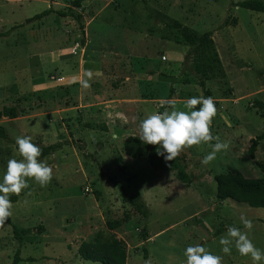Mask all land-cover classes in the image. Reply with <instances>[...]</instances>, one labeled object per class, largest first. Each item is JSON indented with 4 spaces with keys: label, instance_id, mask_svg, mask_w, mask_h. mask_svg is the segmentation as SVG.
Instances as JSON below:
<instances>
[{
    "label": "rangeland",
    "instance_id": "rangeland-1",
    "mask_svg": "<svg viewBox=\"0 0 264 264\" xmlns=\"http://www.w3.org/2000/svg\"><path fill=\"white\" fill-rule=\"evenodd\" d=\"M71 1L0 0V34L9 33L0 37V111L18 112L15 119L0 115L10 140L0 138V182L7 161L21 159L17 136L38 146L65 142L41 159L53 169L46 186L28 180L19 196L10 195L17 202L9 219L22 230L18 264H98L80 259L78 245L121 219L113 233L126 246V264H186L185 249L197 244L222 264H252L234 244L225 255L219 240L234 226L264 251V209L218 201L213 178L232 169L264 178V139L254 158L248 155L264 133V107L256 104H264V13L234 6L243 0H85L79 8ZM49 7L74 15L27 22ZM174 21L212 34L221 69L205 81L208 96ZM201 96L215 102L211 134L228 148L209 165L201 160L210 145L182 151L189 184L122 152L124 139L139 136L140 122L166 101L186 110L187 99ZM135 193L147 219L127 201ZM241 217L252 221L251 230ZM18 245L12 226H0V264H12Z\"/></svg>",
    "mask_w": 264,
    "mask_h": 264
},
{
    "label": "trees",
    "instance_id": "trees-1",
    "mask_svg": "<svg viewBox=\"0 0 264 264\" xmlns=\"http://www.w3.org/2000/svg\"><path fill=\"white\" fill-rule=\"evenodd\" d=\"M84 1L85 0H72L71 5L75 8H79ZM234 6L254 12L264 13V3L260 0H243L236 2ZM52 13L64 17L74 15L71 10L61 12L55 11L49 7L47 10H44L43 12L35 15L33 18L28 19L27 22L43 19ZM75 19L81 25L82 17L80 15H76ZM223 25H228V22L225 21ZM171 27L178 30L182 41L188 45V54L189 56L191 55L194 57L192 66L193 71L199 76L198 85L205 91V96H208L209 92L205 89V81H207L208 76L219 75L221 69L220 59L217 51L215 50L211 32L198 34L178 21H174ZM8 34V32L1 33L0 37L7 36ZM256 104L260 107H264V104L261 102L257 101ZM163 110L164 107L161 106L158 112H162ZM0 115L5 118L15 119L18 116V112L16 107L6 106L1 109ZM0 138L9 140L6 136L4 128L2 127H0ZM263 139L264 133L252 139L251 145L248 148V155L250 158H254L257 146ZM64 144L65 142H58L47 146H40L42 154L39 159L41 160L46 156L53 155L59 151ZM157 147L158 146L143 144L138 136L130 135L126 137L122 143V152L127 157L132 159L145 158L152 169L157 171L174 172L176 178L181 183L189 184L191 182V178L185 171L180 156H177L172 161L166 162L164 157L157 155ZM259 168L264 171V165L259 164ZM213 181L215 183V198L218 201L231 200L251 208L264 209L263 177H246L240 171L232 169L225 173L215 175ZM126 196L128 203L133 207L134 211L141 215L144 219H147L149 217V209L143 201L142 196L139 193ZM10 200L12 203H15L17 198L15 196H10ZM123 222L124 219L107 221L105 230L98 231L93 240L82 241L78 245V257L84 261H90L98 264H126V246L113 233V231L119 228ZM6 223L12 226L13 235L19 244L12 260V264H18L22 261L20 257L22 230L12 224L9 218ZM146 233V228H144L142 232L143 240H147Z\"/></svg>",
    "mask_w": 264,
    "mask_h": 264
},
{
    "label": "clouds",
    "instance_id": "clouds-1",
    "mask_svg": "<svg viewBox=\"0 0 264 264\" xmlns=\"http://www.w3.org/2000/svg\"><path fill=\"white\" fill-rule=\"evenodd\" d=\"M91 77V72L87 73ZM81 87H90L89 79L80 81ZM164 111L147 116L139 124L138 138L143 144L157 147V155L165 161H172L185 149L193 146L210 145L211 151L206 154L201 163L209 165L218 152L226 150L228 144L221 142L219 136L211 134V125L217 109L211 97H191L184 102V109H178L174 101H166ZM199 106V107H198ZM215 141L212 144V141ZM17 154L7 161L3 180L0 182V226L12 215L10 195H20L28 187V180H34L41 187L46 186L53 178V169L42 162L40 146L32 142L31 136H17L15 138ZM245 229L251 230L252 221L241 217ZM221 251L225 255L231 254V246L242 257H250L252 264H264V251L257 248L248 238L246 232L237 227H228L227 236L219 240ZM183 255L186 264H222L223 257L214 255L201 244L188 246Z\"/></svg>",
    "mask_w": 264,
    "mask_h": 264
},
{
    "label": "crops",
    "instance_id": "crops-1",
    "mask_svg": "<svg viewBox=\"0 0 264 264\" xmlns=\"http://www.w3.org/2000/svg\"><path fill=\"white\" fill-rule=\"evenodd\" d=\"M17 202V201H16Z\"/></svg>",
    "mask_w": 264,
    "mask_h": 264
}]
</instances>
